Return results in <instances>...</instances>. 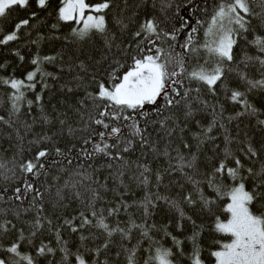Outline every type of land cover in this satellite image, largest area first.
<instances>
[{"label":"snow or ice","instance_id":"6c2138e0","mask_svg":"<svg viewBox=\"0 0 264 264\" xmlns=\"http://www.w3.org/2000/svg\"><path fill=\"white\" fill-rule=\"evenodd\" d=\"M129 6L109 21L114 0H0V18L28 14L0 45L36 31L31 70L0 77L10 104L0 124L15 139L0 157L11 205L0 235L15 233L0 264H264V138L249 131L264 132V13L250 0H160L159 14L139 0L143 17L125 16ZM46 41L60 47L42 54ZM72 202L78 214L65 216ZM65 230L78 234L75 251Z\"/></svg>","mask_w":264,"mask_h":264},{"label":"trees","instance_id":"16d2710c","mask_svg":"<svg viewBox=\"0 0 264 264\" xmlns=\"http://www.w3.org/2000/svg\"><path fill=\"white\" fill-rule=\"evenodd\" d=\"M90 3H97V2H102V0H89ZM139 2V0H129V8L127 9V11L124 13L125 16H130L132 14L133 11H139L140 12V17H143L144 15V11L143 9H135V4ZM156 5H157V9H156V14H159V7H160V0H155ZM185 2H187V0H185ZM151 3V0H150ZM260 3V0H250V6L252 8V10L256 13H264V9H262L260 6H258ZM115 5H119V8L115 7ZM201 7H203V5L201 4ZM120 8H123V0H114V7L111 10H108V15H107V19L109 21L112 20V17L114 15H116ZM151 10V9H149ZM27 15L23 10H14L11 11L6 17L4 18H0V38L3 37L4 34L9 33L10 31L13 30L14 25L16 22H18L19 19L22 18H27ZM41 17H43V13L40 14ZM181 15L184 16H192L193 15V10L191 8H189L187 11H185L184 9H181ZM139 18V17H138ZM194 19L196 18H200L203 19V15L199 14L197 16L193 17ZM39 21H30V26L32 24H38ZM258 21H253V24H257ZM110 27L112 26L111 23L109 25ZM43 33L47 34L48 33V28L47 27H42L40 29ZM31 31L32 35L31 37H29L28 32ZM202 32L200 33L201 37H202ZM20 35V39L14 42H9V44L7 46L4 45H0V63H4V62H8L9 63V68L7 70H3L0 69V77H4L7 75L12 74L13 69H15V76L17 78H22L25 70H31L30 64H29V58L30 55L32 53L35 52V46L30 45L28 42L30 39H34L36 37V31L34 29H32L31 27H26L24 29L21 30V32L19 33ZM181 39H183V34L181 35ZM96 46L100 45V41L97 39L95 41ZM241 45H243V41L240 42ZM60 47L59 43H55V44H50L49 42H44L41 46V51L42 54H51L52 52H54L56 49H58ZM92 45H85V48H91ZM19 49L23 55H25L26 59L23 63V65H21L19 63V61L12 55V52ZM235 51L237 52L238 56L240 53V49L239 47H237L235 49ZM250 52L254 53L253 49H249ZM47 70L51 71L53 70L50 66L47 68ZM255 73H253L254 75ZM8 89L6 88V86L0 84V114L6 115L7 116V109L10 108V104L7 101V93H8ZM37 91H39V86L37 88ZM50 94L46 93L45 94V101H47L49 99ZM28 98H33V94L32 93H28ZM60 97L57 96L56 99H59ZM253 100H260L261 97L259 95L253 96L251 97ZM209 99H211V97H209ZM221 100H223V97H221ZM56 101L53 100V103H55ZM229 109V111H232V106L230 104L226 105ZM26 107V105H25ZM238 110V109H237ZM38 111V109L34 106L33 107V115L36 114V112ZM23 119V116H22ZM246 123V122H245ZM244 125L242 124L241 127H243ZM40 129L37 128L36 131H39ZM250 134L253 136L255 142L257 144H259V142L261 141L262 138H264V132H261L259 129H249ZM8 133H13V140L9 141L8 139ZM23 134V132H22ZM31 136H29L27 139H30ZM27 139L25 140L24 146L25 148H27ZM10 143L11 144H15V139H14V130L13 129H9L7 128L6 125L0 124V157H4L7 160L11 159V155H12V151L14 149H10ZM3 149H10L7 153H5L3 151ZM28 153L27 151L25 152V156L27 157ZM11 165H9L10 167ZM106 174V173H105ZM43 179V177L41 178ZM5 183V181L3 180L2 177H0V185H3ZM111 183V182H110ZM143 196V191L137 189L135 196L132 197L131 195H129L128 199L129 202H131V200L134 199H139L140 197ZM108 199H111V195L108 197ZM10 204H5L4 202L0 201V210L2 209H6L8 207H10ZM80 209V206L77 202H72L71 204H69L68 208L65 210L64 215L65 216H75L78 214V211ZM5 217L0 214V221H2ZM164 217L162 216H157L156 219L160 220L163 219ZM7 219H11L13 220V223L17 224V227L21 226V223L16 221L15 218L11 215L7 216ZM120 219H125L124 214H121ZM109 222H112V218H109ZM95 231V230H93ZM87 234V233H85ZM64 239H67L69 241V246L71 247V249L73 251H75L76 248V244L78 243V234H69L68 230H65L64 233ZM15 238V233H10L7 237L0 235V242L7 244L9 242L10 239H14ZM49 240H52L53 246L55 245V240L54 237L50 236L47 234V232H45V237H44V242L47 243ZM136 239L134 237L132 243H135ZM36 243L39 244L40 243V237H37L36 239ZM170 243V242H169ZM91 243H89V247H91ZM145 247H147V244L145 243L144 245ZM22 250H27L26 248H23ZM33 255H35L34 251L32 253ZM56 260H59V254H57L56 256ZM40 264H47V261L44 260L43 258H41L40 260Z\"/></svg>","mask_w":264,"mask_h":264}]
</instances>
